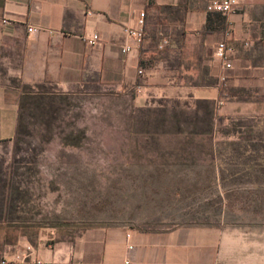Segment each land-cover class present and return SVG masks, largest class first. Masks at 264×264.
<instances>
[{
	"label": "crops",
	"instance_id": "0c3cea01",
	"mask_svg": "<svg viewBox=\"0 0 264 264\" xmlns=\"http://www.w3.org/2000/svg\"><path fill=\"white\" fill-rule=\"evenodd\" d=\"M209 1L0 0V16L9 23L0 28V145L15 136L21 87L64 93L93 83L139 93V107H155L160 99L195 114H202L201 105L214 106L221 99L217 116L264 123V0H241L230 13L207 12ZM139 13L144 14V35L136 46L122 30L134 29ZM30 27L35 31L28 33ZM93 35L97 41L90 45ZM150 41L165 44L157 52ZM220 42L231 49L228 69L214 58ZM123 45L130 46L126 55L120 52ZM203 77L211 81L203 83ZM215 124L210 117V132L204 134L209 140ZM196 164L202 202L195 215L210 221L161 231L102 227L72 242L40 247L27 241L26 225L18 217L10 220L2 193L0 261L264 264V160ZM221 171L226 174L219 176Z\"/></svg>",
	"mask_w": 264,
	"mask_h": 264
},
{
	"label": "rangeland",
	"instance_id": "374dc122",
	"mask_svg": "<svg viewBox=\"0 0 264 264\" xmlns=\"http://www.w3.org/2000/svg\"><path fill=\"white\" fill-rule=\"evenodd\" d=\"M55 92L57 119L50 126L24 111L17 134L0 145L3 203L10 220L26 225L27 241L40 247L102 227L161 231L207 223L209 217L195 215L202 201L194 165L264 160L263 122L226 119L209 140L200 134L207 127L203 110L195 114L160 99L155 107H139V93L93 83Z\"/></svg>",
	"mask_w": 264,
	"mask_h": 264
},
{
	"label": "trees",
	"instance_id": "16d2710c",
	"mask_svg": "<svg viewBox=\"0 0 264 264\" xmlns=\"http://www.w3.org/2000/svg\"><path fill=\"white\" fill-rule=\"evenodd\" d=\"M55 91L56 90L53 88L44 86L19 88L17 102L18 114L15 135L17 134L18 128L20 127V122L24 111H34L39 116L44 117V121L41 122L44 126H50L53 121L57 119L55 117V112H57V109L54 108L53 105L57 102V97L59 96L56 94ZM220 101L221 99H217L216 104H214V106L201 105L199 107L205 112V115L207 116L206 130L200 134H209L211 128L209 125L210 117L216 121V124H220L224 120L228 119L221 116H217L215 113V110L217 109V106L219 105ZM140 112L144 113L148 111L141 110ZM189 134H193V132H189Z\"/></svg>",
	"mask_w": 264,
	"mask_h": 264
},
{
	"label": "built area",
	"instance_id": "2783aa9c",
	"mask_svg": "<svg viewBox=\"0 0 264 264\" xmlns=\"http://www.w3.org/2000/svg\"><path fill=\"white\" fill-rule=\"evenodd\" d=\"M241 3V0H210L206 6L205 10L207 12H216V13H230L236 8H238L239 4ZM8 21L6 18H3L0 16V28H7L8 27ZM144 14L139 13L137 21H136V27L132 30L129 29H123L122 32L128 37L134 45L138 46L140 45L143 35H144ZM35 29L27 28L28 33L34 32ZM97 41V36L93 35L89 39H87V43L90 45H94ZM165 42H162L158 48L161 49L162 46H164ZM130 46L129 45H123L120 49V52L122 55H126L127 52H129ZM230 56H231V49L227 46L226 43L220 42L216 45L214 49V58L218 62V65L222 69H228L230 67ZM141 71H137V75H140ZM224 82V77L219 78V83L222 84ZM0 264H5L4 261H0ZM123 264H129L128 260L124 261Z\"/></svg>",
	"mask_w": 264,
	"mask_h": 264
}]
</instances>
